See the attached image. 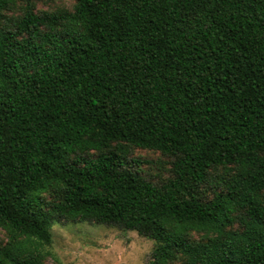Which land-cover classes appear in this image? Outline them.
Here are the masks:
<instances>
[{"label":"trees","instance_id":"1","mask_svg":"<svg viewBox=\"0 0 264 264\" xmlns=\"http://www.w3.org/2000/svg\"><path fill=\"white\" fill-rule=\"evenodd\" d=\"M36 1L0 0V264H47L62 221L264 264V0Z\"/></svg>","mask_w":264,"mask_h":264},{"label":"rangeland","instance_id":"2","mask_svg":"<svg viewBox=\"0 0 264 264\" xmlns=\"http://www.w3.org/2000/svg\"><path fill=\"white\" fill-rule=\"evenodd\" d=\"M73 0H37V9L71 7ZM15 13V11H14ZM131 156L150 159L153 163L140 164L148 175L168 174L166 157L155 151L135 149ZM52 240L45 250L47 264H146L151 257L153 240L135 230H125L96 222H55ZM5 239L0 229V242Z\"/></svg>","mask_w":264,"mask_h":264}]
</instances>
